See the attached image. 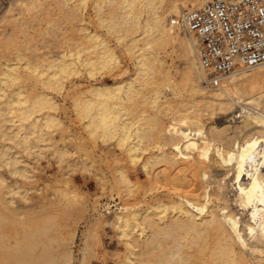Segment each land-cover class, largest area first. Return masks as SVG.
<instances>
[{"label":"bare ground","instance_id":"bare-ground-1","mask_svg":"<svg viewBox=\"0 0 264 264\" xmlns=\"http://www.w3.org/2000/svg\"><path fill=\"white\" fill-rule=\"evenodd\" d=\"M16 2L5 20L18 28L49 8L46 0ZM206 2L58 0L55 23L78 22L76 38L64 32L58 52H28L0 34V167L14 177L0 175V264H74L75 231L56 229L59 216L75 213L68 203L87 212L80 264L93 249L92 233L105 229L123 249L117 264H264V65L207 85L195 40L171 26L184 8ZM170 54L185 65L180 79L166 67ZM82 74L85 90L74 82ZM27 82L44 91L26 96ZM186 87L190 99L177 100ZM53 94L65 95L83 122L98 194L60 191L63 201L49 215L42 201L29 211L17 202L29 201L21 182L33 179L21 153L39 159L62 128ZM236 103L247 107L242 118L217 123ZM53 152L62 163L68 154Z\"/></svg>","mask_w":264,"mask_h":264},{"label":"rangeland","instance_id":"rangeland-1","mask_svg":"<svg viewBox=\"0 0 264 264\" xmlns=\"http://www.w3.org/2000/svg\"><path fill=\"white\" fill-rule=\"evenodd\" d=\"M16 1L17 0H0V34L7 33L8 35H10L13 39H15L14 40L15 42L16 41L19 42L17 43L19 46L18 45L16 46L21 47L20 44L22 45V47L27 46L26 48H30V51L28 52L33 51L34 53L35 51L36 52L38 51V50H32L33 48L35 49V47L36 48L38 47V49H40V52L38 51V53H43L44 51H46L43 49H48L49 51L51 50V52L52 51L58 52L59 50L57 47L58 41L60 38H62V36L64 35L63 34L64 32H65V35L67 34L66 35L67 37L76 38L77 33H73L76 30L73 31L72 26H73V29H76V27L78 26V22H75L73 24L62 22V23H59V25L55 23L57 21V16L55 15L56 10H54V7H52V4H55L54 2L58 0H49L51 4L50 2H47L46 0L45 3L49 4V8L47 9V12L37 11L35 13H32L31 15L25 16L24 25L20 28L16 27L17 23L12 24V23H9V21L6 22L5 16L9 8L14 9L15 12H17L19 9V5L17 4ZM185 9L188 10L192 8L191 6H188L184 8V10ZM86 11H87V5H86ZM52 17L54 20L49 19ZM48 21L50 22L48 23ZM52 23L55 24L56 26H52L53 25ZM57 25L59 28L57 27ZM94 27L92 26L93 29ZM46 30L47 32H45ZM78 37L79 35H77V38ZM3 43H4V40L0 39V46ZM11 50H13V48L9 46L8 51H11ZM48 50L46 52H48ZM183 64H184L183 61L179 59L178 57H176L174 54H170L168 57H166V67L169 68L171 76L175 80L180 79V76L182 74L181 70H184L185 68L184 67L185 65ZM259 80L261 81V84L264 85V82H262L264 81V75L260 76ZM74 82H76L77 84L80 83V89H84L87 87V78L83 74L75 78ZM187 88L188 87L180 91L177 100H180L181 98L184 100L190 99V97L187 96V95H190L189 88L188 89ZM20 90L23 93H25V95L28 97H31V95H34L41 91H44V90H41V88L38 85H34L31 82L25 83L20 88ZM45 92L48 93L49 91L45 90ZM53 96L55 97V100L57 101L58 105L61 108L57 110V114H58V117L62 121V128L55 129L50 135H51L52 142L54 143V147L58 150L60 149L66 150L68 152L67 157H65L66 159H64L63 163L62 161L60 162L57 159V157H55V154H53L54 147H50V146L45 148L44 150L42 149V154L40 155L39 159L35 157L36 155H30L29 157H26L24 153H21L24 159H26L31 165V172H32L31 174H33V179H32L33 181L31 180V181L21 182V185L24 187L23 189L27 191L26 193L29 195L30 199L28 198V195H27V198L29 200L28 202L27 201L20 202V203L17 202V204H21L20 206H23L24 210L27 209L26 211H29L30 210V209L28 210L29 207L30 208L32 207L33 209L35 207V204L40 203V201H42L43 203L42 205H44L43 212L47 213L48 210H50V212L52 213L48 212L47 214L49 215L55 214L54 212H55V209H57L58 204H60V202L63 201V200L61 201L56 196V194L60 191L67 190L66 192L68 193L73 192L77 194L78 197L80 198H87L89 194L90 195L98 194L95 180L93 179L91 175L87 173V133L83 128V122L79 121L74 116V114L70 111L71 110L70 102H69L70 100L65 95L58 96L56 94H53ZM246 108H247L246 106L236 103L233 111L228 112L222 118L217 119L216 122L217 121H218L217 123L219 122L221 123V121L223 123L229 122V124H232L233 122L236 123L238 122V120H235V119L239 118L240 115L235 117L234 113L237 110H239L240 112H242L241 114L244 115L247 112ZM66 168H68L69 170ZM0 175L4 179H6L7 182L14 179V177L12 178L11 176H9V174L7 173L4 167H0ZM140 177L141 179H143L142 175ZM41 194H43L45 198L43 195L41 197ZM100 199L102 203L108 202L104 196L100 197ZM46 200L48 201L45 202ZM49 201L51 203H49ZM23 203H27V204H25L24 206ZM31 203L34 205L31 206ZM112 205L113 203L110 204V206ZM78 207L81 208L77 204L68 203V205H66V209L71 210V212L75 210L74 211L75 213L72 212L73 213V214L71 213L72 217L70 218L67 216L65 217L66 219L64 218V216H59L61 219L60 218H59L60 220L57 219L58 221L57 224H60V226L57 225L59 227L56 228L58 231H60L64 235H66L69 230L75 231V238H74L75 244H73V253L75 252L74 255L79 254L78 248L81 249L82 247L81 245L83 244L82 243L83 235L87 233V212L81 211V209H78ZM109 208L103 209L104 215L106 217H107V214L111 212L109 210H106ZM111 209H113V207ZM70 226H72L73 228L72 227L70 228ZM97 231L98 232L95 231V233L94 232L92 233V235L94 236L90 239V242L88 241L89 242L88 244L90 245L91 240H92L93 242L91 245L94 244V246L92 247L90 245L93 248L89 251L90 253L88 252L90 255L89 254L87 255V252H85L86 254V259H84L85 264L86 263L88 264L90 263L91 264H117L118 259L122 256L123 249L121 245L116 242V239L114 237V232L109 229H105L103 232H101V230H97ZM92 251H94V253ZM77 255H75V258H76L75 260L77 261H74V264H80V260L78 258L80 254L78 256ZM88 256H90V258L92 259H90ZM88 259L91 260V262H87Z\"/></svg>","mask_w":264,"mask_h":264},{"label":"built area","instance_id":"built-area-1","mask_svg":"<svg viewBox=\"0 0 264 264\" xmlns=\"http://www.w3.org/2000/svg\"><path fill=\"white\" fill-rule=\"evenodd\" d=\"M171 26L195 40L210 87L235 71L264 65V0H207L174 16Z\"/></svg>","mask_w":264,"mask_h":264}]
</instances>
